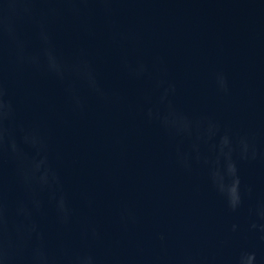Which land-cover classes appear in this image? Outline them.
Wrapping results in <instances>:
<instances>
[{
    "label": "water",
    "instance_id": "obj_1",
    "mask_svg": "<svg viewBox=\"0 0 264 264\" xmlns=\"http://www.w3.org/2000/svg\"><path fill=\"white\" fill-rule=\"evenodd\" d=\"M0 264H264V0H0Z\"/></svg>",
    "mask_w": 264,
    "mask_h": 264
}]
</instances>
